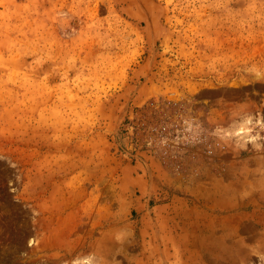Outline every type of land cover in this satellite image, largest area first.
I'll return each mask as SVG.
<instances>
[{
	"label": "rangeland",
	"instance_id": "obj_1",
	"mask_svg": "<svg viewBox=\"0 0 264 264\" xmlns=\"http://www.w3.org/2000/svg\"><path fill=\"white\" fill-rule=\"evenodd\" d=\"M73 262L264 264V0H0V264Z\"/></svg>",
	"mask_w": 264,
	"mask_h": 264
},
{
	"label": "clouds",
	"instance_id": "obj_2",
	"mask_svg": "<svg viewBox=\"0 0 264 264\" xmlns=\"http://www.w3.org/2000/svg\"><path fill=\"white\" fill-rule=\"evenodd\" d=\"M117 242H121L119 236L116 237ZM75 264V262H73Z\"/></svg>",
	"mask_w": 264,
	"mask_h": 264
}]
</instances>
